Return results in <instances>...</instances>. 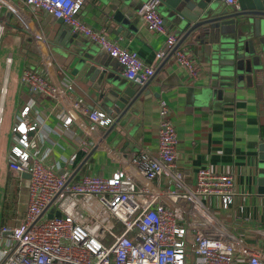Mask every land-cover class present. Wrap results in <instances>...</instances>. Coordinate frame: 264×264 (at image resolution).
I'll use <instances>...</instances> for the list:
<instances>
[{
  "label": "built area",
  "instance_id": "2783aa9c",
  "mask_svg": "<svg viewBox=\"0 0 264 264\" xmlns=\"http://www.w3.org/2000/svg\"><path fill=\"white\" fill-rule=\"evenodd\" d=\"M10 1L27 14L31 23L7 0H0V13L6 10L0 18V38L10 25V17L15 16L35 41L44 68L43 72L26 68L23 84L60 100L64 109L60 129L68 131L78 124L86 137L95 138L94 143L80 141L88 154L104 144L99 132L113 126L117 118L99 109L77 115L78 105L72 108L62 101L57 86L45 74L51 73L53 58L38 15L42 12L61 19L73 33L97 44L121 66L125 79L135 85L145 86L156 68L146 64L138 53L111 40L106 31L88 26L80 18L86 0ZM222 1L228 7H239L238 0ZM160 4V0H148L137 15L152 33L167 37L172 52L178 38L166 27L159 13ZM34 23L37 29L31 27ZM175 55L180 66L195 76L189 55L183 49ZM157 57L162 59L165 54ZM12 65L10 55L0 91V135ZM34 113V104L27 102L12 128L9 166L13 188H19L18 196L26 189L28 200L21 225L1 227L0 264H264V230L260 243L247 244L214 213L233 207L234 175L219 167H203L197 170L194 185L185 182L178 163L177 129L166 102L159 105L157 151L143 148L137 154H125L111 149L109 155L118 165L117 172L109 177L83 176L77 182L72 181L68 170L59 173L45 165L51 149H43L31 137L41 122ZM26 174L30 178H25Z\"/></svg>",
  "mask_w": 264,
  "mask_h": 264
},
{
  "label": "crops",
  "instance_id": "0c3cea01",
  "mask_svg": "<svg viewBox=\"0 0 264 264\" xmlns=\"http://www.w3.org/2000/svg\"><path fill=\"white\" fill-rule=\"evenodd\" d=\"M146 1L117 16V11L105 6L103 0H86L80 14V18L92 29L106 31L111 40L138 53L146 64L156 68L155 75L145 85L149 95L142 97L130 123L125 125L122 122L99 132L105 142L88 154L82 149L80 141L84 139L94 143L95 138L86 137L78 124L68 131L60 129L64 113L60 100L36 93L23 84L22 75L26 68L40 72L44 68L35 41L15 16L10 17V25L4 29L6 34L3 39L0 38V91L7 74L6 59L12 55L7 98L16 106L13 122H16L23 105L32 102L34 115L41 122L31 137L43 149H51L45 165L59 173L68 170L72 181L77 182L83 176L109 177L117 172L118 165L109 155L111 149L125 154H137L143 148L157 151L161 120L159 105L166 102L177 129L178 163L184 172L185 182L194 185L197 170L203 167H219L234 175L233 207L214 213L220 215L222 222L236 237L247 244L260 243L264 230V180L260 173L264 157V62L259 70L246 75L239 85H219L205 70L200 54L183 50L195 67L196 75H191L180 66L175 53L169 51L167 37L152 33L137 15ZM7 2L31 23L17 4L10 0ZM215 2L220 9H227L222 0ZM4 11H1L0 18L4 16ZM159 12L163 15L161 4ZM41 13L38 24L44 34L48 31L50 35L49 49L53 58L51 75L48 72L45 74L57 86L62 101L72 108L78 105L75 109L77 115L96 109L109 114L103 108L106 102L102 97L106 88L104 81L128 82L121 66L82 35L76 39L64 38L66 31L63 29L71 27L45 14L41 16ZM80 45L87 47L94 58H86V52L78 53ZM52 51L58 58L53 57ZM159 53H164L165 57L159 59ZM11 144L0 147V185L5 188L1 227L4 224L20 226L28 200L26 189L21 190L18 196L19 188H13L9 166Z\"/></svg>",
  "mask_w": 264,
  "mask_h": 264
},
{
  "label": "water",
  "instance_id": "95a60500",
  "mask_svg": "<svg viewBox=\"0 0 264 264\" xmlns=\"http://www.w3.org/2000/svg\"><path fill=\"white\" fill-rule=\"evenodd\" d=\"M142 1L103 0L105 6L117 11V16L135 9ZM238 3V8L220 9L215 0H161L166 27L178 38L172 53L183 49L200 54L205 70L219 85H239L264 62V0H238ZM58 21L64 23L61 19ZM63 30L68 40L78 37L70 29ZM77 52H86V58H94L85 46H78ZM104 83L103 108L109 114L118 115L113 127L122 122L129 124L142 97L149 95L145 86L121 80H105ZM260 173L264 180V157ZM24 177L30 178L27 174ZM56 216L59 217L60 212Z\"/></svg>",
  "mask_w": 264,
  "mask_h": 264
},
{
  "label": "rangeland",
  "instance_id": "374dc122",
  "mask_svg": "<svg viewBox=\"0 0 264 264\" xmlns=\"http://www.w3.org/2000/svg\"><path fill=\"white\" fill-rule=\"evenodd\" d=\"M43 14L44 13H41V16ZM47 32H45V35H46L48 42L51 45V38ZM52 55L54 58H58L56 56L57 54L55 51L54 52L52 51ZM15 109H16V106L13 105V101L11 99L7 98V101L5 104L4 125L2 127V131H1V135H0V147H1V145L8 147V144H11V141L13 138L12 128L15 125V122H13ZM9 150H10V147H9ZM4 191H5L4 185H0V228H1V222H2V196H3ZM242 241L246 243V241H244V240H242Z\"/></svg>",
  "mask_w": 264,
  "mask_h": 264
},
{
  "label": "trees",
  "instance_id": "16d2710c",
  "mask_svg": "<svg viewBox=\"0 0 264 264\" xmlns=\"http://www.w3.org/2000/svg\"><path fill=\"white\" fill-rule=\"evenodd\" d=\"M17 28V27H16ZM18 29V28H17ZM5 34H6V31H4V33L2 34V39H3V37L5 36ZM2 42V41H1ZM1 42H0V45H1ZM2 264H4V263H2Z\"/></svg>",
  "mask_w": 264,
  "mask_h": 264
},
{
  "label": "bare ground",
  "instance_id": "6f19581e",
  "mask_svg": "<svg viewBox=\"0 0 264 264\" xmlns=\"http://www.w3.org/2000/svg\"><path fill=\"white\" fill-rule=\"evenodd\" d=\"M34 27H36L35 29H37V28H38V27H37V25H36L35 23H34ZM34 27H33V28H34Z\"/></svg>",
  "mask_w": 264,
  "mask_h": 264
}]
</instances>
